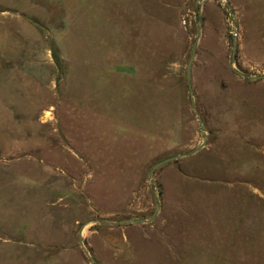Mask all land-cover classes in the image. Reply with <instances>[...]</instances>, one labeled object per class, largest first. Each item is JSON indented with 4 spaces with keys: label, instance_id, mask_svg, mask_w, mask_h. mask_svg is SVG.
<instances>
[{
    "label": "rangeland",
    "instance_id": "374dc122",
    "mask_svg": "<svg viewBox=\"0 0 264 264\" xmlns=\"http://www.w3.org/2000/svg\"><path fill=\"white\" fill-rule=\"evenodd\" d=\"M261 75L264 0H0V264H264Z\"/></svg>",
    "mask_w": 264,
    "mask_h": 264
},
{
    "label": "water",
    "instance_id": "95a60500",
    "mask_svg": "<svg viewBox=\"0 0 264 264\" xmlns=\"http://www.w3.org/2000/svg\"><path fill=\"white\" fill-rule=\"evenodd\" d=\"M194 56H195V51H194V53H193L192 59H191V61H190L189 67H188V81H189V82H191V73H190V71H191V65H192V62H193V58H194ZM235 72H236L237 74H240V75H241V72H239V71H237V70H235ZM254 78H255V79H259V80H260V79H264V75L256 76V77H254ZM190 89H191V92H193L191 86H190ZM193 104H194V103H193ZM199 119H200V123H201L202 129H205V125H204L202 119H201V118H199ZM203 146H205V144H204ZM199 149H201V147H199V148H197V149H195V150H193V151H190V152H188V153H186V154H184V155H180V156H176V157H171V158H168V159H166V160H164V161H161V162L157 163V164L154 166V169H153L152 172H151V176H154V174H155V170H156L157 168L163 166L164 164H167V163H169V162H171V161H174V160H176V159H179V158H181V157H186V156L192 155V154H194L195 152H197ZM156 214H157V213H155L154 217L156 216ZM154 217H153V218H154ZM150 221H151V220L139 219V220H133L132 222L146 223V222H150Z\"/></svg>",
    "mask_w": 264,
    "mask_h": 264
}]
</instances>
